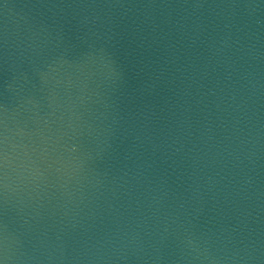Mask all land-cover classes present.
I'll use <instances>...</instances> for the list:
<instances>
[{
	"label": "water",
	"instance_id": "obj_1",
	"mask_svg": "<svg viewBox=\"0 0 264 264\" xmlns=\"http://www.w3.org/2000/svg\"><path fill=\"white\" fill-rule=\"evenodd\" d=\"M0 259L264 264V0H0Z\"/></svg>",
	"mask_w": 264,
	"mask_h": 264
},
{
	"label": "snow or ice",
	"instance_id": "obj_2",
	"mask_svg": "<svg viewBox=\"0 0 264 264\" xmlns=\"http://www.w3.org/2000/svg\"><path fill=\"white\" fill-rule=\"evenodd\" d=\"M0 264H3V259H0Z\"/></svg>",
	"mask_w": 264,
	"mask_h": 264
},
{
	"label": "clouds",
	"instance_id": "obj_3",
	"mask_svg": "<svg viewBox=\"0 0 264 264\" xmlns=\"http://www.w3.org/2000/svg\"><path fill=\"white\" fill-rule=\"evenodd\" d=\"M3 264H6V261H5V259H3Z\"/></svg>",
	"mask_w": 264,
	"mask_h": 264
}]
</instances>
